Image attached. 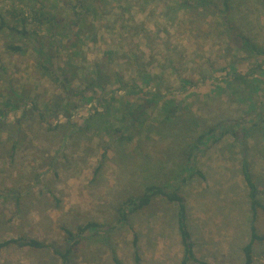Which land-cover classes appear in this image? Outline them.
Listing matches in <instances>:
<instances>
[{"label": "rangeland", "instance_id": "obj_1", "mask_svg": "<svg viewBox=\"0 0 264 264\" xmlns=\"http://www.w3.org/2000/svg\"><path fill=\"white\" fill-rule=\"evenodd\" d=\"M224 5L0 0V242L45 246H9L0 264H61L62 229L78 242L70 264H181L176 203L156 198L123 224L118 208L171 180L196 139L228 118L250 127L201 151L193 167L203 177L180 192L194 253L207 264H244L254 227L251 264H264V73L246 74L264 65V0H228L227 18L254 55L225 29ZM154 88L173 118L153 98L128 132L126 101ZM244 167L258 193L255 216ZM88 223L113 230L80 239Z\"/></svg>", "mask_w": 264, "mask_h": 264}, {"label": "trees", "instance_id": "obj_2", "mask_svg": "<svg viewBox=\"0 0 264 264\" xmlns=\"http://www.w3.org/2000/svg\"><path fill=\"white\" fill-rule=\"evenodd\" d=\"M224 12L221 14L222 19L224 21V26L227 32L238 42H241L242 46L249 51V55L259 54L260 51L255 48V46L251 45V41L248 37L242 36L237 30L235 29L234 25L228 20L227 15L229 13L228 9V0H224ZM13 50H17V48H13ZM264 55V53H263ZM243 61V59H241ZM237 60V62L241 61ZM252 61V59H249ZM252 66V64H250ZM253 71H257L260 74L264 73V65L259 64L256 65V69H251L250 73H246L247 75H250L253 73ZM236 81H243V77L239 75H233V80ZM224 83H228V77H223L221 80ZM146 86V84H142V87ZM190 86V85H189ZM151 92L145 94V96L142 99L139 100H132L129 99L126 101V110L125 116L130 121L126 124L125 129L130 132L134 128V124L136 123V115H138L140 112H143L145 109L151 106V100L154 98L156 102L159 101V104L161 105V108L163 112H165V119L170 120L173 118L174 108L173 112L165 111L164 108L167 107L168 102L166 99L163 98V95H160L156 89H151ZM98 99V98H97ZM101 100H103L100 97ZM177 107V104H176ZM78 107L77 105H73L72 108L67 109V117H71V110H76ZM93 114H97L96 111H94L89 118L92 117ZM236 120L226 119L221 122H218L214 124L213 126L209 127L207 132L205 134H201L195 141L194 144H192V147L190 151L188 152L187 157L182 160V165L179 167L178 173H175V175L171 178V180L167 181L166 183L162 185H150L147 186L144 191L128 200L123 202L119 208H118V224H123L128 220V217L132 214H135L137 212H140L144 210L146 207H149L153 200L156 198H165L170 203H176L178 205V218H177V225L178 230L180 234V242L181 246L183 248V258L181 261V264H188L190 262H197L199 264H207L201 261H198V259L195 256L194 253V242L192 240V235L189 229L187 217H186V207L183 203V199L180 196V192L182 187L192 180L194 177L202 178L203 176L198 171L194 170L193 162L194 158L198 156L201 151H207L212 146H214L216 143H218L220 140H222L225 136H238L236 128H239L241 126L242 130H245L249 128L250 126L243 127L241 123ZM235 127V128H234ZM115 133H119V131H115ZM244 134V132H243ZM241 136H238L240 138ZM120 138V137H119ZM243 179L244 182L248 188V196L250 200V209L252 212V215L255 216V213L257 209L260 207V203L258 201V193L257 189L252 182L251 176L248 173V170L246 167L242 170ZM113 229H111L108 225H101L97 223H88L84 227H81L78 229V237L80 236V239L83 235H96L98 233L105 234L106 236L112 232ZM62 231L65 233V240H64V252H56L58 256H60L61 264H70V256L72 255L73 249L78 244V242L75 240L74 235L71 231L62 229ZM88 235H85L86 237ZM255 240H259V237L255 233L254 227L251 228V239L248 242V244L243 248V254H244V264H251L252 263V246ZM17 246L20 248H28V249H43L45 246L44 244L28 238V237H19L15 239H11L8 241L0 242V253L4 248H7L9 246ZM115 264H119L117 261Z\"/></svg>", "mask_w": 264, "mask_h": 264}]
</instances>
